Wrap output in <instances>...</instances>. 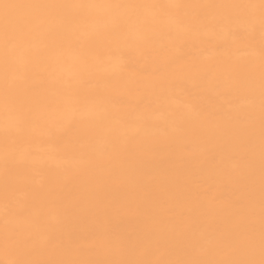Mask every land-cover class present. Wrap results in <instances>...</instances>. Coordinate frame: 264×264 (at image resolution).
Listing matches in <instances>:
<instances>
[{
	"label": "bare ground",
	"instance_id": "obj_1",
	"mask_svg": "<svg viewBox=\"0 0 264 264\" xmlns=\"http://www.w3.org/2000/svg\"><path fill=\"white\" fill-rule=\"evenodd\" d=\"M259 4L0 0V264L261 259Z\"/></svg>",
	"mask_w": 264,
	"mask_h": 264
},
{
	"label": "snow or ice",
	"instance_id": "obj_2",
	"mask_svg": "<svg viewBox=\"0 0 264 264\" xmlns=\"http://www.w3.org/2000/svg\"><path fill=\"white\" fill-rule=\"evenodd\" d=\"M27 6L28 7H62V6H57V5H27ZM112 7H118V6H112ZM246 7H255V5L246 6ZM259 9H260V14H261L262 26H264V0H260ZM11 264H40V262L29 261V260H18V261L11 262ZM115 264H160V262L130 260V261L115 262ZM170 264H264V226H262L261 259L259 261L252 260V259L227 260V261L191 260V261L170 262Z\"/></svg>",
	"mask_w": 264,
	"mask_h": 264
}]
</instances>
